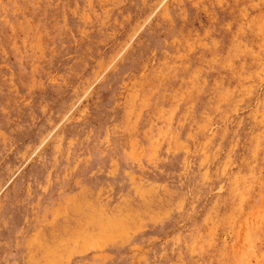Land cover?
Wrapping results in <instances>:
<instances>
[{
	"label": "rangeland",
	"instance_id": "obj_1",
	"mask_svg": "<svg viewBox=\"0 0 264 264\" xmlns=\"http://www.w3.org/2000/svg\"><path fill=\"white\" fill-rule=\"evenodd\" d=\"M0 264H264V0H0Z\"/></svg>",
	"mask_w": 264,
	"mask_h": 264
}]
</instances>
